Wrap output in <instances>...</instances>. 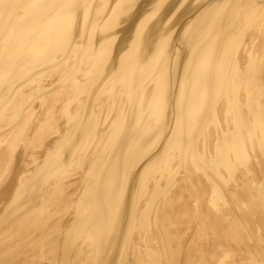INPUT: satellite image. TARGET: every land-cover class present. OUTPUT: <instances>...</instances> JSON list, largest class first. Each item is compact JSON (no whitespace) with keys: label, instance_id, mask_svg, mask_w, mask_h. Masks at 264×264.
I'll return each mask as SVG.
<instances>
[{"label":"bare ground","instance_id":"1","mask_svg":"<svg viewBox=\"0 0 264 264\" xmlns=\"http://www.w3.org/2000/svg\"><path fill=\"white\" fill-rule=\"evenodd\" d=\"M0 264H264V0H0Z\"/></svg>","mask_w":264,"mask_h":264}]
</instances>
